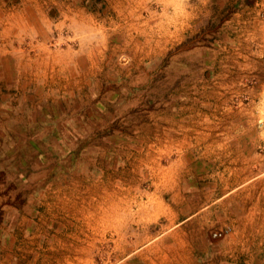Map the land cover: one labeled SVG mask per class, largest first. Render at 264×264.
I'll use <instances>...</instances> for the list:
<instances>
[{
    "label": "rangeland",
    "instance_id": "1",
    "mask_svg": "<svg viewBox=\"0 0 264 264\" xmlns=\"http://www.w3.org/2000/svg\"><path fill=\"white\" fill-rule=\"evenodd\" d=\"M247 2L202 0L200 30L153 47L108 0H0V264H264V175L227 192L226 160L202 153L233 131L264 135L255 72L226 58L248 39ZM169 72L187 81L173 95ZM170 121L187 144L166 153Z\"/></svg>",
    "mask_w": 264,
    "mask_h": 264
},
{
    "label": "crops",
    "instance_id": "2",
    "mask_svg": "<svg viewBox=\"0 0 264 264\" xmlns=\"http://www.w3.org/2000/svg\"><path fill=\"white\" fill-rule=\"evenodd\" d=\"M142 1L147 3L154 1L157 3V5L162 4L161 11L159 13H152L151 15L148 8H142L145 12L141 13L138 4L133 5L132 0H108L110 8H115L113 16H121L125 18L122 23L125 22L127 27L122 29L138 32L140 28H142L145 32L151 31L152 36L154 35V33L155 35L159 36V38L153 39V47L159 46L160 42H162V45L163 43L164 45L170 43L172 38V32L180 33L187 31L190 25L193 26V28L191 27L190 29L196 31L200 30L198 26H203L204 8L202 6V0H195V7L188 9L186 7L184 8L183 6L180 8L168 7V5H170L171 0ZM242 12L245 17L242 22L249 29V31L246 33L248 39L244 40L241 44L237 43L238 45L240 44L238 47H235L233 45L232 52L231 50L227 51L228 53L226 54V58H231L232 55L231 59L235 62H237L238 58H242L243 63L248 66V72H255L254 77L259 81V87L253 89V95L254 97L256 96V100H252V105H256L259 111L262 112L260 113L261 115L258 116L260 117V119L256 118L252 122L254 123V126H258L259 128L264 129V111L261 110L264 109V0H249V2L245 3V5L243 6ZM144 14H146L147 16L154 17L152 22L150 23H148V21H142V23H146V25L140 26V18ZM235 14L236 13H233V16H235ZM79 15L81 14L79 13ZM83 15H87L89 19L88 23L95 27L94 22H96V19L94 18V15L93 19L92 16H90V13ZM134 16L137 17L134 18ZM160 17L161 19H159ZM230 20L228 19V21ZM89 26L85 28H87L88 31H92L93 26ZM254 31L260 33L261 36V39L257 42L252 39L254 38ZM160 32L162 34V39L160 38ZM215 43L216 42H212L210 46H205V49L209 51L206 53L208 54L207 57H209L211 61L218 58L219 56V52L215 50L216 47H214L213 45ZM229 47L230 45L228 44V49ZM240 47H242V51H237L236 48ZM197 51V54L199 55L198 59L202 61L201 55L202 53H204L202 51V48L200 47V49H198ZM246 59L250 62H245ZM68 60L71 61L70 58ZM259 67H262V71H260ZM89 73L90 72L88 71H84V74ZM163 75H166L162 84L164 86V94L165 91H168L170 92V95L171 93L173 95L172 91L174 86H177L176 89L178 90L184 89V84L187 81L185 80L184 82H180L179 75H171L170 72L166 74L164 73ZM206 75H209L208 72ZM210 75L219 74L211 72ZM171 109L172 108L170 106H166L163 111H172ZM176 110H178L177 106L176 109H173V111ZM247 122L250 123L249 120H247ZM253 123H251V125L246 123V126H248L246 128H251L250 126H252ZM158 127V124H154L153 127L148 124L146 125V133H153L155 135V132L157 131ZM164 128L165 130L159 135V137L163 139L162 149L164 152L170 153L172 149L180 150L185 147V145L187 144L186 136L185 133L182 131L183 129H181V125L180 123H178V121L167 122ZM233 132L234 134L227 135L224 139L212 141V144L219 145L217 151L213 147H206L202 152L205 154H213L216 152L217 158L219 160H226V176L219 179L218 183H216L217 186H215L217 188H224V186L231 184V187H227V192L235 190L237 188V185H246L247 182H251L253 179L264 175V135H245L236 133L235 131ZM180 157L181 156H179V158ZM254 185L255 184H253V186ZM258 185H261L260 182H258ZM252 189V184L248 185V187L246 188L248 192L253 191ZM92 192L95 193L96 189H93ZM103 202H106L107 204L106 197L104 198ZM258 207L264 208V201L260 205H254V208ZM102 214L103 220H107L106 208L103 210ZM92 215L95 217V214ZM102 218L100 215V219Z\"/></svg>",
    "mask_w": 264,
    "mask_h": 264
}]
</instances>
